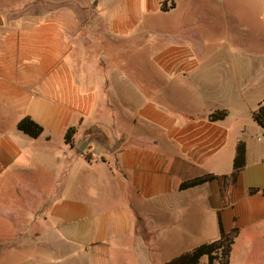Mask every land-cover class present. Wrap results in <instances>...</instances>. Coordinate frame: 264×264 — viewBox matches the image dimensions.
I'll list each match as a JSON object with an SVG mask.
<instances>
[{"label":"crops","instance_id":"crops-1","mask_svg":"<svg viewBox=\"0 0 264 264\" xmlns=\"http://www.w3.org/2000/svg\"><path fill=\"white\" fill-rule=\"evenodd\" d=\"M259 105L264 0H0V253L123 264L176 252L164 264L216 241L219 220L237 231L229 264H264ZM26 118L37 139L17 130ZM239 142L226 194L216 180L179 190L229 176Z\"/></svg>","mask_w":264,"mask_h":264},{"label":"trees","instance_id":"trees-1","mask_svg":"<svg viewBox=\"0 0 264 264\" xmlns=\"http://www.w3.org/2000/svg\"><path fill=\"white\" fill-rule=\"evenodd\" d=\"M164 11V8H162ZM227 116L224 111H217L208 116L210 122H218L223 120ZM253 120L259 126L264 127V106L259 105L254 111ZM17 130L31 139H37L42 129L33 123L30 119H23L17 125ZM73 129H69L65 134V141H69L72 137ZM245 166V148L242 143H237L235 147V153L232 160V171L229 176L216 177L213 175H205L196 179H192L183 182L179 186V190H186L194 188L211 181H218L223 193H227L228 190L235 184L237 176L240 170ZM249 195L258 193L256 189H249L247 192ZM237 231L233 230L230 233H225L218 220V239L214 242L200 245L199 247L182 253L179 256L169 260L164 264H198L202 258L207 260V264H229V256L232 250L234 240L236 238Z\"/></svg>","mask_w":264,"mask_h":264},{"label":"rangeland","instance_id":"rangeland-1","mask_svg":"<svg viewBox=\"0 0 264 264\" xmlns=\"http://www.w3.org/2000/svg\"><path fill=\"white\" fill-rule=\"evenodd\" d=\"M30 212L27 213V217H30ZM11 217V216H8ZM9 239L12 241H17V237H25V236H8ZM8 239V240H9ZM9 246L6 245V248ZM176 252L174 251H163L159 255H149L148 260H144L143 262L140 258V253L136 251H128L125 254H123V264H161L163 261L167 260L169 257L174 255ZM32 252L27 247L22 246L15 251L7 250L0 253V264H15L19 261H22L24 259L32 257ZM145 257V258H147ZM203 264L206 263V259L202 258Z\"/></svg>","mask_w":264,"mask_h":264}]
</instances>
